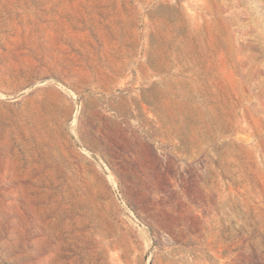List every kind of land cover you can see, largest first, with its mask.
<instances>
[{
  "label": "rangeland",
  "instance_id": "rangeland-1",
  "mask_svg": "<svg viewBox=\"0 0 264 264\" xmlns=\"http://www.w3.org/2000/svg\"><path fill=\"white\" fill-rule=\"evenodd\" d=\"M0 264H264V0H0Z\"/></svg>",
  "mask_w": 264,
  "mask_h": 264
}]
</instances>
